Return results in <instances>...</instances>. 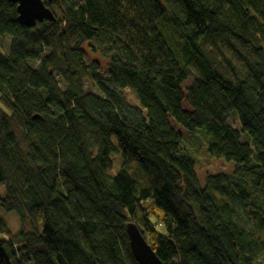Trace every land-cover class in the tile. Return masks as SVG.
I'll return each instance as SVG.
<instances>
[{
	"label": "trees",
	"instance_id": "1",
	"mask_svg": "<svg viewBox=\"0 0 264 264\" xmlns=\"http://www.w3.org/2000/svg\"><path fill=\"white\" fill-rule=\"evenodd\" d=\"M43 1L0 0V264H139L130 220L163 264H264V0ZM171 121L231 172L200 187Z\"/></svg>",
	"mask_w": 264,
	"mask_h": 264
},
{
	"label": "rangeland",
	"instance_id": "2",
	"mask_svg": "<svg viewBox=\"0 0 264 264\" xmlns=\"http://www.w3.org/2000/svg\"><path fill=\"white\" fill-rule=\"evenodd\" d=\"M1 47L5 51L7 49V46L9 44V36L6 35L1 40ZM86 51V59L89 63L97 64L100 66V69H102L101 74H103V71H105L106 67V60L104 58H101L96 52L90 50L87 46H83ZM31 65L36 66L37 62H30ZM192 81V77L190 76L188 79H186L182 83L184 96L186 95V88L190 85ZM85 89L90 92H97L94 86H91L89 82H85ZM122 94L126 96V100L130 102L131 104H137L138 100L135 96V93L133 89L125 88L121 89ZM1 105V102H0ZM182 106L184 109H189L188 105L185 100L182 102ZM173 127L176 130H181L182 133L185 135L183 139V147L188 151V153L193 157L195 162V172L197 173V183L201 187L203 186L204 177L207 174H214V173H229L231 172V169L233 167V163L231 161L225 160L221 157H211L208 152L205 150V141L200 138V136L196 137H189L187 136V132L181 127H178L174 124L173 121H171ZM231 125L233 127H237L240 129V126L237 122L232 121ZM114 140V139H113ZM111 160H112V167L107 169V174L109 175H115L119 168L121 163V156L118 152H112L111 154ZM233 218L235 221L241 225L248 226V219L246 213H244L238 205L233 210ZM0 216L3 217L8 223L9 229L11 232L16 230L20 225L18 223V217L15 212H0ZM25 229H29L28 225L25 226ZM264 262V260H263Z\"/></svg>",
	"mask_w": 264,
	"mask_h": 264
},
{
	"label": "water",
	"instance_id": "3",
	"mask_svg": "<svg viewBox=\"0 0 264 264\" xmlns=\"http://www.w3.org/2000/svg\"><path fill=\"white\" fill-rule=\"evenodd\" d=\"M16 3L17 19L21 25L32 27L39 21H53L54 14L51 7L45 5L43 0H9ZM129 250L139 264H163L151 249L149 243L140 233L133 221L125 223Z\"/></svg>",
	"mask_w": 264,
	"mask_h": 264
},
{
	"label": "bare ground",
	"instance_id": "4",
	"mask_svg": "<svg viewBox=\"0 0 264 264\" xmlns=\"http://www.w3.org/2000/svg\"><path fill=\"white\" fill-rule=\"evenodd\" d=\"M185 137V136H184ZM181 144V143H180ZM181 147V146H180Z\"/></svg>",
	"mask_w": 264,
	"mask_h": 264
}]
</instances>
